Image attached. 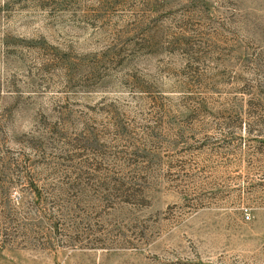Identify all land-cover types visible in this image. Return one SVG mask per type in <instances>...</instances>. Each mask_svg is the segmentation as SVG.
<instances>
[{
  "label": "rangeland",
  "instance_id": "rangeland-1",
  "mask_svg": "<svg viewBox=\"0 0 264 264\" xmlns=\"http://www.w3.org/2000/svg\"><path fill=\"white\" fill-rule=\"evenodd\" d=\"M0 264H264V0H0Z\"/></svg>",
  "mask_w": 264,
  "mask_h": 264
},
{
  "label": "built area",
  "instance_id": "built-area-1",
  "mask_svg": "<svg viewBox=\"0 0 264 264\" xmlns=\"http://www.w3.org/2000/svg\"><path fill=\"white\" fill-rule=\"evenodd\" d=\"M245 217H247V216L245 215Z\"/></svg>",
  "mask_w": 264,
  "mask_h": 264
}]
</instances>
